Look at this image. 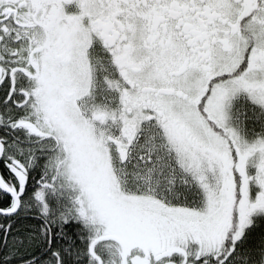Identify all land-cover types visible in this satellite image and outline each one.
I'll list each match as a JSON object with an SVG mask.
<instances>
[{"label":"snow or ice","instance_id":"1","mask_svg":"<svg viewBox=\"0 0 264 264\" xmlns=\"http://www.w3.org/2000/svg\"><path fill=\"white\" fill-rule=\"evenodd\" d=\"M0 264H264V0H0Z\"/></svg>","mask_w":264,"mask_h":264},{"label":"trees","instance_id":"2","mask_svg":"<svg viewBox=\"0 0 264 264\" xmlns=\"http://www.w3.org/2000/svg\"><path fill=\"white\" fill-rule=\"evenodd\" d=\"M35 175V174H34Z\"/></svg>","mask_w":264,"mask_h":264}]
</instances>
